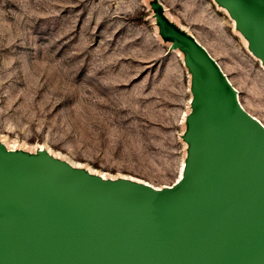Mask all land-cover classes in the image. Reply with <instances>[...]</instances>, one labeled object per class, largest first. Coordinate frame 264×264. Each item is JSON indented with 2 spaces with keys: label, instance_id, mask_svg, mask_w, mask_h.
Wrapping results in <instances>:
<instances>
[{
  "label": "rangeland",
  "instance_id": "374dc122",
  "mask_svg": "<svg viewBox=\"0 0 264 264\" xmlns=\"http://www.w3.org/2000/svg\"><path fill=\"white\" fill-rule=\"evenodd\" d=\"M194 49L264 125V39L237 0H0V154L47 152L118 193L183 191L204 144Z\"/></svg>",
  "mask_w": 264,
  "mask_h": 264
},
{
  "label": "water",
  "instance_id": "95a60500",
  "mask_svg": "<svg viewBox=\"0 0 264 264\" xmlns=\"http://www.w3.org/2000/svg\"><path fill=\"white\" fill-rule=\"evenodd\" d=\"M237 3L264 39L263 5ZM194 50L205 101L194 181L98 197L67 174L47 177L44 163L8 170L0 159V264H264V133Z\"/></svg>",
  "mask_w": 264,
  "mask_h": 264
},
{
  "label": "bare ground",
  "instance_id": "6f19581e",
  "mask_svg": "<svg viewBox=\"0 0 264 264\" xmlns=\"http://www.w3.org/2000/svg\"><path fill=\"white\" fill-rule=\"evenodd\" d=\"M257 3L258 2H255L256 5H258ZM262 7H264V6H262ZM204 54L207 57H209L207 55V52L206 51H204ZM216 65L221 70V68H220V66H219V64L217 62H216ZM221 72H222V70H221ZM222 75H223V79L225 81V85L228 86V87H232V85L230 84L228 78L223 74V72H222ZM234 101H235V103L238 106V108L236 107L237 110L240 113H242V115H244L247 119H249L250 121H252L253 123H255L258 127H260V129L264 133V125L260 121H258L256 118H254L253 116H251L250 114H247L245 112V110L241 107V104H240V102H239V100L237 98ZM41 152H43V151H41ZM46 155H47V162L46 163H47V166H48V167L47 166L46 167L48 168V172H49V174L47 175V177H52L50 171L53 172V173L62 174L61 167H60V164H62V162L59 161V160L54 159L47 152H46ZM8 156H10V155H7L6 153L0 154V159L2 160V162H4L7 165L8 170H12L13 168H16L19 165L24 166V168H27L29 166L28 160L27 161L25 160L26 162L25 161H23V162H15L14 160H9L8 159ZM37 158H38V160H37L38 161V164L37 165L38 166H41L42 163H44V162H41V163H39V162L40 161H43V159H42V157H40V155H38ZM62 167H64V166H62ZM185 167L186 166H184V168H183V171H182L181 176H180V178L178 180V183L184 182L185 177L187 176V174L185 173ZM65 168H68L69 169L68 171L65 172L69 176H72L73 175V173H72L73 171H74V173L76 172V168H73L71 165H69L67 163H66V167ZM71 169H72V172L70 171ZM76 173H78L80 175L79 172H76ZM86 176H87V178L90 179L89 181L91 182V183L86 184V185H89L90 186L89 190L86 191L87 194H89V195L103 197L105 195V193H109L110 192V191H107V190H111L110 187H109V185H111V183L115 184V182H110V181H107L106 179H102L100 177L93 176L91 174H87ZM74 179H76V178H74ZM132 184L134 186H138L139 188L145 187V188L148 189L150 187V186H147V185H141V184H137V183L136 184L135 183H132ZM151 189H152L151 192L160 193L162 195H168V193L170 191H173V186H168L166 188H161V189L160 188L151 187ZM130 193H131V191H130ZM8 224H9V227L11 228V230L16 231L18 229L17 225L15 223H13L12 221L9 220L8 221Z\"/></svg>",
  "mask_w": 264,
  "mask_h": 264
}]
</instances>
